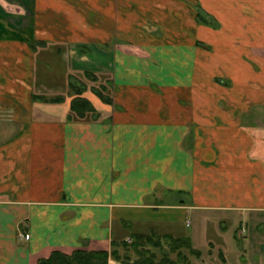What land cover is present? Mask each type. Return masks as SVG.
Listing matches in <instances>:
<instances>
[{"label": "crops", "instance_id": "0c3cea01", "mask_svg": "<svg viewBox=\"0 0 264 264\" xmlns=\"http://www.w3.org/2000/svg\"><path fill=\"white\" fill-rule=\"evenodd\" d=\"M82 69L115 84L100 120L60 94ZM192 218L264 264V0H0V264Z\"/></svg>", "mask_w": 264, "mask_h": 264}, {"label": "rangeland", "instance_id": "374dc122", "mask_svg": "<svg viewBox=\"0 0 264 264\" xmlns=\"http://www.w3.org/2000/svg\"><path fill=\"white\" fill-rule=\"evenodd\" d=\"M78 44L80 43H75V47L78 46ZM57 70L59 69L57 68ZM48 71H50L49 75L53 74L50 67ZM68 76L72 84V88L68 87L67 90H63L60 94H66L67 91V93L71 95L70 117L76 120L93 121L100 120L103 116H105V109L103 110L98 107L99 103H114L112 85L115 84L110 78V75L88 69H82L80 71L73 70V72L71 70ZM216 86L200 85L202 92L207 93H214L215 89L212 90V88ZM154 87L159 88L160 85L156 84ZM170 90L175 96L177 90L174 88ZM173 94L171 93L172 96ZM73 99H85L88 102L89 107L84 108L82 113H79L77 110L75 111L71 108ZM224 106L225 103L219 100L217 106L216 104H213L212 108L214 111H217L222 109ZM208 108V105L204 106L201 113H207L206 110ZM186 110H188V107ZM198 220L200 221V219L195 220L194 218L190 227H186L184 224L183 227L185 230H195V232L199 234L200 229L198 228ZM109 221L111 222L110 233L104 236L105 240L99 244L95 243V247L97 248H91L94 245L88 246L90 248H82L84 251L106 250L108 254V264H134L137 262H140L141 264H143V262L146 264H242L236 259V257L232 256L235 253H239L237 249L238 246L235 244V246L233 245V252L231 253L230 251L226 256H224L221 250L218 252V250H216V246L210 242H206V238L204 237V240L200 234L197 237V241L195 240L196 243L193 244L191 239L186 236L185 230H180L181 228L176 226L178 223L173 224V227L171 226L172 229L175 228V231H171L170 227L169 231L171 232L169 233L171 234H169L156 230L140 232L139 230H134V228L130 227V222L123 219L122 224H119L120 222L115 219ZM209 230H207L203 236H206L208 239H213L212 233ZM227 231L228 230H226L225 233ZM244 232L246 233V230ZM226 242L227 241H225V244ZM101 246H105L106 248H99ZM74 250L76 249L69 252H63L61 250L56 251H61L62 253L70 256ZM243 264L246 263L244 262Z\"/></svg>", "mask_w": 264, "mask_h": 264}, {"label": "trees", "instance_id": "16d2710c", "mask_svg": "<svg viewBox=\"0 0 264 264\" xmlns=\"http://www.w3.org/2000/svg\"><path fill=\"white\" fill-rule=\"evenodd\" d=\"M88 107L89 104L85 99H73L71 103V108L75 111L77 110L79 113H82L84 108ZM107 257L106 250L84 251L82 249H76L70 256L55 250L47 258L39 259L37 264H108ZM134 264L141 263L137 262ZM143 264L146 263L143 262Z\"/></svg>", "mask_w": 264, "mask_h": 264}]
</instances>
